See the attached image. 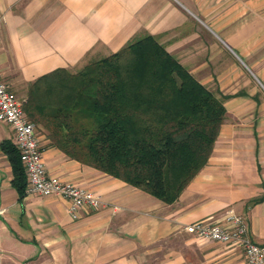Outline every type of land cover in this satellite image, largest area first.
Returning a JSON list of instances; mask_svg holds the SVG:
<instances>
[{
  "label": "crops",
  "instance_id": "1",
  "mask_svg": "<svg viewBox=\"0 0 264 264\" xmlns=\"http://www.w3.org/2000/svg\"><path fill=\"white\" fill-rule=\"evenodd\" d=\"M146 35L222 103L206 164L167 205L68 159L35 128L47 175L101 204L73 220L59 197L19 200L0 152V264H245L183 231L229 209L264 244V0H0V78L26 89ZM5 140L12 131L0 122Z\"/></svg>",
  "mask_w": 264,
  "mask_h": 264
},
{
  "label": "trees",
  "instance_id": "2",
  "mask_svg": "<svg viewBox=\"0 0 264 264\" xmlns=\"http://www.w3.org/2000/svg\"><path fill=\"white\" fill-rule=\"evenodd\" d=\"M22 110L51 147L163 204L206 164L224 108L156 40L137 38L80 69H54L29 83ZM18 199V152L0 143Z\"/></svg>",
  "mask_w": 264,
  "mask_h": 264
},
{
  "label": "built area",
  "instance_id": "3",
  "mask_svg": "<svg viewBox=\"0 0 264 264\" xmlns=\"http://www.w3.org/2000/svg\"><path fill=\"white\" fill-rule=\"evenodd\" d=\"M0 122L12 131V142L25 177V194L38 197L53 195L65 200L67 214L73 220L78 219L80 211H95L100 207L99 197L92 192L47 175L35 128L25 117L21 101L8 91L1 80ZM183 231L195 239L240 251L245 264H264V244L251 240L244 218L233 210L225 211L213 223L199 221L188 224Z\"/></svg>",
  "mask_w": 264,
  "mask_h": 264
},
{
  "label": "rangeland",
  "instance_id": "4",
  "mask_svg": "<svg viewBox=\"0 0 264 264\" xmlns=\"http://www.w3.org/2000/svg\"><path fill=\"white\" fill-rule=\"evenodd\" d=\"M91 62V61H90ZM0 80L7 86L8 88V91L17 99L20 101V99L24 98V95L25 94V89L23 87L19 88V89H13V88H10L9 85L3 81L1 78Z\"/></svg>",
  "mask_w": 264,
  "mask_h": 264
}]
</instances>
